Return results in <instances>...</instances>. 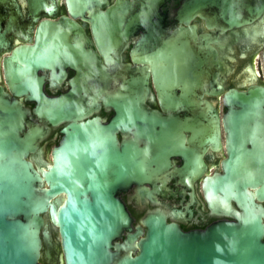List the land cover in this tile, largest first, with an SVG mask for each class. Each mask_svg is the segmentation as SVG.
<instances>
[{"label":"flooded vegetation","instance_id":"obj_1","mask_svg":"<svg viewBox=\"0 0 264 264\" xmlns=\"http://www.w3.org/2000/svg\"><path fill=\"white\" fill-rule=\"evenodd\" d=\"M117 1L105 0L102 11ZM223 5V0H163L153 16L138 19L142 24L112 50L99 46L88 12L83 17L71 16L67 0H0V89L29 109L31 120L45 131L38 150L29 156L33 163L39 150L44 160H50L52 149L61 145L64 131L73 125L79 135L78 151L85 141L89 149H99L98 154L105 153L108 159L113 154L126 155L128 150L143 159L145 149L150 150V157H157L149 165L151 174L144 177L136 173L129 178L130 186L118 191L119 200L134 220L133 226L155 210L162 211L168 223L185 233L205 231L219 221H234L228 217V208L241 213L240 207L230 200L227 208L222 194H208V185L214 177L224 175L228 164L235 163L231 154L264 153V93L260 97H233L234 93L252 96L264 91V0H231L226 3L230 14L223 12ZM194 6L200 7L191 10ZM58 23L68 28L73 41L83 32L87 50L71 53H83L85 57L88 54L89 60L91 53L96 66L60 59L59 67L27 71L30 66L26 61L31 54L26 50L34 46L37 28ZM75 32L78 33L74 35ZM181 41L187 48V66H176L173 57L170 64L161 66L168 74L161 77V67L143 61L144 53L154 52L151 42L158 47H175ZM10 69L22 72L19 84L12 81ZM145 75L148 95L136 101L157 113L151 121V141L145 137L142 123L129 125L127 118L121 119L110 104L127 101L114 96L125 92L129 78L141 84ZM40 80L43 93L51 99L70 93L75 86L87 91L74 92L77 98H73L72 116L52 125L33 113L37 102L30 99L29 92L16 94L18 86H31ZM165 91L168 97L161 95ZM248 101H258L262 112L231 115ZM137 117L143 121L142 116ZM239 117L247 119V128L235 130ZM165 127L169 130L164 131ZM83 134L84 140L80 138ZM209 135L218 136V145L208 139ZM163 147L166 150H161ZM192 154L202 164L195 179L183 172ZM78 160L76 166L80 165V156ZM263 187L262 183L250 184L245 191L264 210V199L260 200ZM126 234L114 244L122 243ZM55 236L51 233L49 243L43 242L41 264H59L60 246Z\"/></svg>","mask_w":264,"mask_h":264},{"label":"water","instance_id":"obj_2","mask_svg":"<svg viewBox=\"0 0 264 264\" xmlns=\"http://www.w3.org/2000/svg\"><path fill=\"white\" fill-rule=\"evenodd\" d=\"M229 1L223 0L224 13L231 10L226 5ZM67 2L72 17L89 13L99 46L114 50L142 24L138 19L153 16L152 12L163 0H118L104 12L105 0ZM199 7L194 6L191 10ZM125 18H129L126 23ZM68 34V28L59 23L41 24L34 46L26 50L31 54L26 61V66H30L27 71L59 67L60 59L71 64L96 66L91 53L90 60L88 54L85 57L83 53H71L87 50L82 42L83 32L80 31L74 41ZM151 44L154 52L144 53L145 63L150 61L161 67L170 64L174 57L176 66L188 65L184 41L175 47ZM142 49L145 52L146 49ZM10 72L12 81L19 84L22 72L18 69H10ZM158 72L161 77L168 76L163 67ZM137 80L129 78L125 92L114 96L127 101L117 100L110 104L121 119L127 118L129 125L142 123L145 137L151 141L154 135L151 121L157 113L136 101L148 95L146 75L141 84ZM40 83L41 80L31 86L20 85L16 94L29 92L30 99L37 102L33 113L52 125L72 116L73 98H77L74 92L85 94L87 91L85 87L75 86L70 93L51 99L45 96ZM161 93L168 97L166 91ZM262 93L261 90L252 96L234 93L233 97H260ZM240 109L239 112L231 111V115L262 112L258 101L241 103ZM137 116H142L143 121ZM237 120L235 130L247 128L245 117ZM64 133L61 145L52 149L50 160H44L43 152L39 150L34 164L29 156L38 150L45 131L31 120L29 109L0 89V264H41L43 242L49 243L51 233H55L60 246L59 264H264V210L245 191L250 184L262 183L264 186V153L231 154V161L235 163L228 164L224 175L214 177L208 185V194H222L227 208L230 200L240 207L241 213L228 208V217L234 221H219L205 231L185 233L177 225L168 223L160 210L147 212L133 226V218L118 198V191L130 186V177L140 172L144 177L151 174L149 165L157 157H150V150L145 149L143 159L129 150L126 155L113 154L108 159L107 154H98L99 149H89L85 141L81 142L82 149L78 151L79 135L73 125ZM161 135L166 136L165 133ZM85 137L84 134L80 136L82 140ZM208 139L218 145V136L209 135ZM164 147L160 149L166 150ZM160 155L162 158L163 153ZM79 156L80 165L76 166ZM197 159L192 154L191 162L183 168L184 174L192 179L202 169ZM263 199L264 187L260 196V200ZM125 232L123 242L114 244Z\"/></svg>","mask_w":264,"mask_h":264}]
</instances>
